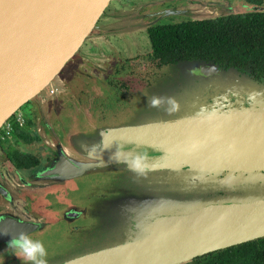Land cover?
<instances>
[{"label":"water","instance_id":"1","mask_svg":"<svg viewBox=\"0 0 264 264\" xmlns=\"http://www.w3.org/2000/svg\"><path fill=\"white\" fill-rule=\"evenodd\" d=\"M109 2L0 0V128L60 73ZM232 8L226 15L246 11ZM168 67L165 77L177 79L160 81L158 95L173 98L161 106L169 119L95 136L94 150L79 153L85 162L58 150L37 174L64 180L120 164L135 174L109 159L118 147L147 151L155 165L143 182H118L107 199L88 204L112 242L57 264H185L264 237V86L212 63ZM36 229L7 217L0 242Z\"/></svg>","mask_w":264,"mask_h":264},{"label":"rangeland","instance_id":"2","mask_svg":"<svg viewBox=\"0 0 264 264\" xmlns=\"http://www.w3.org/2000/svg\"><path fill=\"white\" fill-rule=\"evenodd\" d=\"M167 1L175 3L176 10H182L184 19L222 16L233 10L224 0H110L103 15L96 23V29L89 34L77 52L65 64L62 74L57 78L55 77L37 97L18 110L24 118L33 119L32 127L37 128L39 136V142L27 146L25 153L32 154L37 151L38 154H41L42 151L47 150L57 154L58 150L70 146L82 154L92 146L95 141L82 144L84 135H81V132L72 133L77 128L73 125L76 121L74 122L72 113L68 111L71 106H74L78 122H81L78 129L82 128L83 123L87 124L88 120L91 121V128L85 129L83 133L90 132V139L97 136L98 141L100 137L104 138L105 132L110 129H121L169 119L170 108H152L149 106V101L153 95L164 92L163 86L159 85L160 81L169 83L177 79V77H165L167 69H172V67L163 68L158 72L161 77H156L145 88L135 90L128 104L130 106L125 105L119 109L118 106H121L118 104L119 101L109 96L105 97L107 101H99V107L93 105V101H89L88 107L94 111L89 112L90 119L84 117L87 101L84 100L83 95L84 91L92 89L94 95L103 96L102 92L107 87L106 79L109 77L108 75H112L113 70L121 62L120 58L132 60L138 58V55H142L148 43L145 34H143L144 27L149 25L144 16L157 12V7L160 5L158 2ZM242 74L247 76L246 73ZM258 83L264 86V79ZM94 85H100V88H96ZM49 88L54 90L53 95H48ZM99 114L105 119L100 118ZM68 141L69 145L66 144ZM96 144L89 151L94 150ZM14 147L24 152L25 147L22 145H15ZM8 148L7 143L2 145L3 150ZM70 158L79 162L86 161L81 156ZM113 166L116 168L89 169L78 177L55 180V183H58L57 187L31 195L33 198L46 199L51 204L58 203L62 199L66 201L61 206L56 207L55 210H50L49 213L52 216L45 214L49 217H55L54 222L48 228L31 235L33 239L44 242L48 250V264H57L81 253L107 246L112 242L108 233L100 235V233L105 232V223L102 218H94L90 215L91 211L88 209V204L91 201H99L101 197L103 200L107 199L106 193L111 188H115L118 182L144 181L143 176L132 175L129 171L120 168L121 164ZM1 169L2 166H0L2 173L3 170ZM45 181L40 180L38 182ZM59 182L63 183L60 185ZM20 191H18L19 196L22 195ZM29 192L28 194H30ZM63 208L77 211L83 208L86 212L82 218L74 219V223L70 225L60 218ZM10 211L16 215L17 206L10 207ZM26 213L27 216L30 214L29 209H26ZM10 259L16 260L18 264H26L22 259L17 258L13 249L3 253L5 262ZM185 264L201 263L195 261Z\"/></svg>","mask_w":264,"mask_h":264},{"label":"trees","instance_id":"3","mask_svg":"<svg viewBox=\"0 0 264 264\" xmlns=\"http://www.w3.org/2000/svg\"><path fill=\"white\" fill-rule=\"evenodd\" d=\"M244 8L246 11L239 13L182 19L180 23L147 28L146 60L155 68L179 62L212 63L222 70L246 73L258 83L264 79V0H248ZM11 137L24 145L32 140L23 128L16 126ZM25 152L9 147L4 150L5 159L16 171L40 168V154ZM198 259L202 264H264V237Z\"/></svg>","mask_w":264,"mask_h":264},{"label":"flooded vegetation","instance_id":"4","mask_svg":"<svg viewBox=\"0 0 264 264\" xmlns=\"http://www.w3.org/2000/svg\"><path fill=\"white\" fill-rule=\"evenodd\" d=\"M227 2L228 6L230 7H236V8H243L245 7L246 3L248 0H224ZM182 3V1H180ZM160 4L157 9V12H153L151 14H146L144 18H146V21L149 22L148 26L144 27V33L146 36V29L149 27H155V26H161V25H166V24H173V23H180L182 22V10L178 11L175 9V3L171 1L167 2H158ZM165 7H161V6ZM170 5V6H169ZM105 11V10H104ZM104 13V12H103ZM103 15V14H102ZM148 51V46L146 47V50L142 53V55H138V58L136 59H125L120 58L121 62L116 66V68L113 70L112 75H108L109 77L106 79L107 81V87L106 89L103 90V96H98L94 95V91L90 89V91H84L83 95L85 97L84 100L87 101V108H84L87 119L91 118V115L89 112H94L91 108L88 107V104L90 103L89 101H93L92 104L95 105L96 107L100 106L99 101H107L106 96L116 98L119 102L118 104L121 105L120 107L118 106L119 109L123 108V106L128 105L129 101L131 100V95L134 93L135 90L139 88H145L148 86V84L152 83L156 77H161V74L158 73L163 69V67L160 68H155L152 64H149L148 61L146 60V54ZM137 56V55H135ZM138 64L140 65L138 67ZM177 64V63H176ZM65 68V67H64ZM64 68L60 71V73L56 76V78L62 74ZM167 68V67H164ZM242 74V73H241ZM249 77V76H247ZM96 88H100L99 86L94 85ZM102 91V90H101ZM99 92V91H98ZM54 90L49 88L48 95H53ZM108 103V102H107ZM208 103H211L208 101ZM130 106V105H128ZM96 109V108H95ZM92 110V111H91ZM70 113H72L73 120L75 122L74 127L75 128H80L81 122H78V116L76 115V110L74 106L70 107L68 110ZM100 118H103L100 116ZM105 119V118H103ZM33 119H28L26 118L24 126L22 127L26 133L29 134V137H31V143L24 145L20 140L17 138L11 137L7 140H5L3 143H0V166H2L3 172H0V220H3L7 217H14L19 221H25L28 223L35 224L38 229H36L34 232L30 233L29 235H33L35 233H38L45 228H48L50 224L54 222L55 217H49V212L51 209H56V207L61 206L62 203L66 202L64 199L58 201V203H49L48 200L42 199V198H33L31 195L35 193H41L43 191H46L48 189H52L54 187H57L58 183H55V181L50 180V181H45V182H38L41 179L36 178L37 174L40 173L41 171L45 170L46 168L49 167L50 163L54 161L57 157V154L51 153L47 150H44L41 152L40 156L42 158V164L40 165V168L37 170L33 171H16L14 170L10 164L6 161L5 159V154L4 150L2 149V145L4 143H7L9 147L13 150H18L15 148V145H22L25 147V150H27V146H30L32 144L38 143L39 142V136L37 134L38 130L37 128H33ZM84 125V126H83ZM81 129H76V131L73 132H78V133H83L85 129H90L91 121L88 120L87 124L83 123ZM44 127V126H43ZM45 130L47 132V129L45 127ZM35 137L37 139H35ZM69 138V137H67ZM70 139V138H69ZM92 139H90V136H88L86 133L83 136L82 139V144L91 142ZM67 141V140H65ZM64 141V143H65ZM69 145L68 143H66ZM66 145V146H67ZM30 148V147H28ZM34 148V147H33ZM67 148V149H66ZM64 147L63 151L68 153L70 157H80L79 153L68 147ZM34 150H36L34 148ZM19 152H22L18 150ZM35 153L37 151H34ZM66 153V155L69 157V155ZM31 178V179H30ZM37 181V182H35ZM43 181V180H41ZM60 185L63 183L59 182ZM23 189V190H22ZM22 190V191H20ZM18 191L22 192V195H18ZM28 191H30L28 194ZM102 198V197H101ZM25 205V206H23ZM18 208L17 214L15 215L14 213H11L10 207H16ZM22 206V207H21ZM26 209H29L30 214L27 216ZM62 212L60 213V218L65 221L68 224H73L74 219L82 218L84 216V213L80 211H76L75 209H68V208H63L61 210ZM70 211H75L77 212V215L71 216L69 215ZM52 216V215H51ZM75 227V226H73ZM72 227V228H73ZM10 251L11 248L8 247V241L0 242V264H18L16 260L10 259L5 262L3 260V253L5 251ZM207 255V254H206ZM205 256V255H204ZM203 257V256H201ZM198 257V258H201ZM198 258H195L191 262L197 261L198 263H201Z\"/></svg>","mask_w":264,"mask_h":264},{"label":"clouds","instance_id":"5","mask_svg":"<svg viewBox=\"0 0 264 264\" xmlns=\"http://www.w3.org/2000/svg\"><path fill=\"white\" fill-rule=\"evenodd\" d=\"M173 103L172 97L153 95L150 98L149 106L159 108L164 104L172 105ZM109 159L114 163H123L137 176H146L155 169V165L151 163V157L147 151L136 154L131 152L123 153L118 147L117 151ZM4 234L6 235L7 233ZM8 247L13 249L17 258L22 259L26 264H48V250L44 242L33 239L24 232L12 237L8 241Z\"/></svg>","mask_w":264,"mask_h":264},{"label":"built area","instance_id":"6","mask_svg":"<svg viewBox=\"0 0 264 264\" xmlns=\"http://www.w3.org/2000/svg\"><path fill=\"white\" fill-rule=\"evenodd\" d=\"M26 118L20 112H15L9 119H7L0 128V143L11 138L14 126L22 128Z\"/></svg>","mask_w":264,"mask_h":264}]
</instances>
